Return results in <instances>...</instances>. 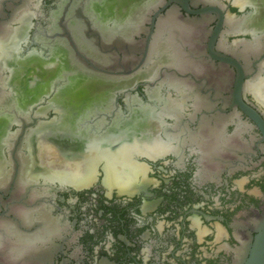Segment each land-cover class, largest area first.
<instances>
[{
    "label": "flooded vegetation",
    "instance_id": "1",
    "mask_svg": "<svg viewBox=\"0 0 264 264\" xmlns=\"http://www.w3.org/2000/svg\"><path fill=\"white\" fill-rule=\"evenodd\" d=\"M121 1L0 0V264H242L264 230V14Z\"/></svg>",
    "mask_w": 264,
    "mask_h": 264
},
{
    "label": "bare ground",
    "instance_id": "2",
    "mask_svg": "<svg viewBox=\"0 0 264 264\" xmlns=\"http://www.w3.org/2000/svg\"><path fill=\"white\" fill-rule=\"evenodd\" d=\"M124 1V0H122ZM121 1V2H122ZM249 2H251L253 4V6L256 9V15H261L264 14V0H248ZM129 2V1H128ZM126 3V1L124 2ZM110 7V6H109ZM120 7V6H119ZM121 8V7H120ZM127 8V7H126ZM113 9V8H112ZM121 14V13H120ZM250 17V16H249ZM18 26V25H17ZM243 26V25H242ZM14 29V28H13ZM252 29V28H251ZM245 31V30H244ZM258 31V30H256ZM13 35V34H12ZM1 49H3V53L5 55V58L8 60L9 59V55L8 52H6L4 47H1ZM5 50V51H4ZM18 58V57H17ZM11 59V58H10ZM159 62V60H158ZM157 62V63H158ZM48 64H45V66H47ZM41 66V65H40ZM42 67V66H41ZM44 67V66H43ZM45 68V67H44ZM49 69V68H48ZM50 70V69H49ZM32 71L34 73H37L39 71V69H37V67H33ZM53 71V70H51ZM40 72V71H39ZM37 77V76H36ZM35 77V78H36ZM35 80V79H34ZM252 83V82H250ZM94 84V83H93ZM129 84V83H128ZM261 85V86H260ZM101 86V84H100ZM105 86V85H103ZM115 86V85H114ZM261 87V90L258 91V87ZM250 87H252L254 89V93L260 97L261 99L264 100V76L259 80V82L250 85ZM96 90V89H95ZM97 91V90H96ZM93 94V93H92ZM158 94V93H157ZM77 97V96H76ZM176 103V101H175ZM261 105V104H260ZM264 106V105H263ZM142 124V123H141ZM35 131V140H34V144H38L40 147L46 142L48 143H54L53 145L56 146V148H61L59 145V141L60 142H64L67 141L63 138H42V136H44L45 132L42 131V129L40 127H37L36 129H34ZM34 134V133H33ZM74 138V137H73ZM50 140V141H48ZM71 142H74L75 139H70ZM79 142H81L80 140H76L74 143H77L79 146H81L79 144ZM30 145V143H29ZM44 146V145H43ZM77 146V145H76ZM73 147V144H72ZM85 147H86V152H95L96 147L94 145V142L88 141L85 143ZM43 148V147H41ZM70 150V149H69ZM40 151L43 152L44 156L47 157L48 155H50L52 153L53 147L49 146L45 149H40ZM86 152L83 153V155H81L82 157H80L78 160L79 161H71V164H66L65 167H68L67 169L64 170H57L54 171L53 174H50V177L54 176L56 179H59L61 181H66V182H71L73 184L78 183L79 181H83L86 176H88V174H90V170L93 167L92 165H96L99 161H105L104 164V168L108 169L109 165L113 166V168L115 169V175L116 178L119 180H124L127 179L130 175H132V168L134 167L129 160V155L126 154L125 150H118L117 153L114 154H108V153H99L101 155H99L97 152L90 157L89 154H87ZM85 154H87V156H85ZM75 159V158H74ZM138 161V160H137ZM31 162V161H30ZM58 163V162H57ZM33 162H31V166H32ZM62 165V164H60ZM100 166V165H99ZM39 167V166H38ZM34 168V167H33ZM38 169V168H37ZM50 169V168H49ZM35 170V169H34ZM30 171V170H29ZM104 171V170H103ZM135 171V168H134ZM136 173V172H134ZM85 174V175H84ZM106 175V174H105ZM104 175V176H105ZM139 175V174H137ZM135 175V176H137ZM111 176V175H110ZM113 177V176H112ZM110 177V179L112 178ZM132 177V176H131ZM95 178V177H94ZM93 178V179H94ZM132 179V178H131ZM117 181V180H116ZM106 182V181H105ZM124 182V181H123ZM121 182V184L123 183ZM126 183V182H124ZM79 184V183H78ZM114 184V182H113ZM116 184V183H115ZM120 184V183H119ZM72 185V184H71ZM118 185V183H117ZM116 185V186H117ZM76 186V185H75ZM74 187V186H73Z\"/></svg>",
    "mask_w": 264,
    "mask_h": 264
},
{
    "label": "water",
    "instance_id": "3",
    "mask_svg": "<svg viewBox=\"0 0 264 264\" xmlns=\"http://www.w3.org/2000/svg\"><path fill=\"white\" fill-rule=\"evenodd\" d=\"M242 264H264V230L257 235L252 253Z\"/></svg>",
    "mask_w": 264,
    "mask_h": 264
}]
</instances>
